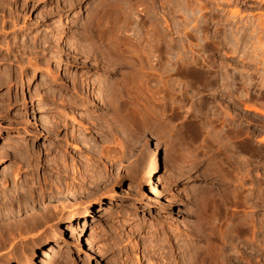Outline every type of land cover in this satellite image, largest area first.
<instances>
[{
  "label": "rangeland",
  "instance_id": "obj_1",
  "mask_svg": "<svg viewBox=\"0 0 264 264\" xmlns=\"http://www.w3.org/2000/svg\"><path fill=\"white\" fill-rule=\"evenodd\" d=\"M108 2L106 13L102 8ZM260 2L15 0L17 21L9 20L8 9L0 11V264H40L49 245L58 249L52 264H161L149 253L151 247L164 236L173 243L192 244L194 233L183 235L182 230L200 217L226 231L234 221L246 223L253 213L263 216L264 205L252 207L249 199L259 188L253 187L254 179L264 173V115L245 106L264 110V67L257 59L263 55L258 45L264 38L254 41L244 58L230 48L204 47L205 38L231 28L210 21V15L225 19L238 10V18L255 17L264 14ZM165 16L173 22L166 35L169 58L153 62L150 71L144 60L140 74L122 59L136 49L146 51L150 33L145 29L152 25L141 26L147 36L121 25L117 37H95L101 45L97 49L83 41L84 49L80 40L88 34L91 19L120 24L150 17L163 24ZM38 34L48 39L45 53L58 39L66 51L63 56L70 54L77 62L54 59L36 70L34 55L31 63L17 62L12 41ZM140 35L142 45L136 46ZM97 38L117 39L110 58L116 55L120 64L107 65L103 47L111 40L106 45ZM190 56L205 71L204 83L193 80V85L173 72ZM129 71L139 77L128 79L134 75ZM65 73L89 83L83 87L90 95H83L87 101L69 104ZM213 77L219 79L217 85L209 83ZM114 78L127 83L122 93L99 91L98 80L109 85ZM221 84L225 89L218 94ZM48 87L52 94H46ZM149 185L156 192L144 196ZM27 214L38 218L22 221L21 215ZM249 242V232L234 231L220 244L223 255H231L236 264H263L264 245L253 250Z\"/></svg>",
  "mask_w": 264,
  "mask_h": 264
},
{
  "label": "bare ground",
  "instance_id": "obj_2",
  "mask_svg": "<svg viewBox=\"0 0 264 264\" xmlns=\"http://www.w3.org/2000/svg\"><path fill=\"white\" fill-rule=\"evenodd\" d=\"M260 1H261L259 3L260 5L264 3V0H260ZM14 2H15V0L14 1H12V0H0V11H5L6 9H8L7 14H8L9 20L11 19V21L13 19H15L16 21H17V18L19 19V17H18L19 15L16 14L17 11H15V9H13ZM103 7L106 8V9L102 8V9L105 10L104 12H106L107 9L109 10L110 9L109 8L110 7V2H108L106 4L104 3ZM39 16H37V17H39ZM129 17L132 18L131 16H129ZM98 18H99V16H98ZM208 18L210 19V21H213L214 23L220 22V23H224L225 25L226 24L227 25H231V28H230V31L228 33H224L223 35L215 34L212 37H208V39L205 38V41H204V47L205 48L212 49V50L220 49V48L228 50V48H230V50H232L233 52H239V54H240V52H242L243 54L241 53V56L244 58V56L246 54H248V48L249 47L254 48L253 47L254 41H258L259 42L260 40L262 41V39L264 38V14H259L258 16H255V17L252 16L250 18L246 17L247 19H244L242 17V15H240V18H238V10H234V11H231L230 16L228 18H225V19L220 18L218 14L217 15H214V14L210 15ZM93 20H95V18H93ZM99 20L100 19H98L97 22H95L96 20L92 21V19H91V23L89 21L90 29L87 27L88 30H89L88 34L85 35V33H86V31H85L84 36H81V37L79 36L80 40L82 41V43H83V41L84 42L88 41L87 43L90 45V49L92 47H95L97 49V47L99 48V46H101L99 44V42L97 44V42L93 41L95 39V37H97V36L102 37V35L105 34L106 36H108V37L111 36V38H113V37H115L116 32H118L121 29L120 28L121 25L122 26L123 25L127 26V29L128 28H132V31L135 34L138 35V34H140V32L143 33L141 31V29H142V27L144 25L148 26V25H146V23H147V24L153 26L152 28L149 26L150 30L149 29H145L144 28L145 26L143 27L146 30L145 34L148 35L150 33L148 38L145 37L146 38V41H145L146 44L144 43L146 46H148L147 47L148 50L146 49L147 52L146 51L144 52V50L141 51V50H137V49L136 50L134 49L135 50V51L133 50L134 52L131 50L133 53H131L129 55L128 54L124 55V53H123V55H124L123 59H122L123 61L122 60L121 61L123 63H125L126 65H128L127 67H130V69H133L134 71L139 72V74H140L142 72V68H143V65H144V64L142 65V63H145V62H143L144 60L146 61V63L149 62V64H148L149 67L148 68H150V69L148 71H150L152 68L155 67L154 64H156V63L158 64L159 63L158 61L160 59H162L164 56L169 58V56H167V54L170 53V48H169L170 45H169V39L166 38V35L171 32L172 27H173L172 26L173 22H171L167 16L163 17V24L161 23L162 25L159 23V21L157 22L156 19L150 18V17H149V19H147V17H146V19H143L146 22H142L143 20L141 21L140 19L133 17V19L131 21L127 20L125 22V20H124V22H121L122 24L121 23L118 24L115 20L112 21L110 19L109 20L106 19L105 21L103 19L102 22H104V23L101 24L99 22ZM118 21H119V19H118ZM4 22L5 23H9L8 20H6ZM143 23H145V24L143 25ZM100 25L102 27L104 25V27H105V29H104L105 31L103 33H102L103 28L100 27ZM203 25L208 26V23L206 24V21H203ZM161 26H162V28H165V29L162 30ZM149 27H146V28H149ZM144 29H143V31H144ZM147 30H148V32H147ZM217 31H214V33H217ZM134 33H133V35H134ZM145 34L143 33V35H145ZM105 35H104V38L106 37ZM143 35H142V37L144 38ZM147 35H145V36H147ZM116 37H117V34H116ZM98 38H97V40H99ZM111 38L109 40L105 39V41H103L102 39H100V40L105 43L107 41H110ZM143 38H141V35L138 36V38H136L137 39L136 46L137 45H140V46L142 45V41H143L142 39ZM15 39H17V38H15ZM15 39H14V41H12L13 44L15 45L14 46L15 50H13L14 48L12 49L13 50L12 51V55L14 56V58H16L17 62H23V61L29 62L30 61V57H33L32 55H34L36 59L38 58V60L37 61L35 60L34 67H32L33 70H36L39 67V65H41L43 62H46V61L48 62V61H51V60H54V59H57L58 61H63V59H64L65 63L77 62V61H74V59L76 57L72 58L70 56V54L68 55L67 53H65L68 56L67 55L63 56L65 48H64L63 45L59 44V40L58 39L53 44L52 48L50 50H48L49 54L45 53V50H46L45 43L48 41V39H47V37L45 35L38 34V35L31 36L29 38H25V39L20 40V41L15 40ZM111 41L109 43L107 42L108 43L107 48L103 47V48L106 49V51L103 50V51H105V53L101 52V49H99L100 51L98 50L99 52H101L100 53L101 55H102V53L106 54L105 56L107 57V65L109 64V66H110V64L117 65V64L121 63V62H119L120 59H119V61H117L118 59H117L116 55L114 57L112 56V58H110L111 55L113 54L112 51L115 49V47L118 46V45L117 46H115V45L119 43V42L118 43L116 42L117 39L115 41H112V42ZM127 41H129V40H127ZM261 41H260V43H261ZM114 42H116V44ZM107 43H105V44L107 45ZM84 44L85 43H83V46H84ZM255 44H256V42H255ZM192 45L193 44L191 42H189L188 43V49L191 50V46ZM258 46H259L260 51L263 54L262 56H259V55L257 56V57H259V58H257L258 59V63H259V65L263 64L262 67H264V41L262 42V44H259ZM84 49H85V46H84ZM86 49H88V48H86ZM116 49H117L116 51H118V48H116ZM144 49H145V47H144ZM88 52H90V51H88ZM114 53H115V51H114ZM121 54H122V52H121ZM121 54L119 52L120 56H121ZM93 55H95V54H93ZM95 56H94V58H95ZM120 56H118V57H120ZM97 58L99 60L101 57L99 58L97 56ZM121 58H122V56H121ZM190 58H191V56H190ZM185 59H183L181 61V65L180 66L178 65L179 68H174L173 67V72H175V74H179V76L185 77V79L187 78V79L191 80L193 85H194V82H196V81H197V83L198 82L204 83L203 81L207 80V75L205 74L204 70H202L200 67H197V63L195 61V58H193V59L191 58L190 60L189 59L185 60ZM155 61H156V63H155ZM95 62H97V61H95ZM153 62H154V64H153ZM160 62H161V60H160ZM30 63H31V61H30ZM100 63H101V61H98L96 64L98 65ZM101 64H105V63H101ZM97 65H96L97 68L101 67V66L99 67ZM94 66H95V64H94ZM164 67H166V66H164ZM28 68H27V71H28ZM171 69H172V66H171L170 70ZM168 71L169 70H167V68H166V71L164 70V73L167 75V74L170 73ZM173 72L171 74H174ZM241 72H243V71H241ZM131 73H133V72H130V74ZM154 73H155V71H154ZM154 73H152V74H154ZM243 74H245V73H243ZM64 75H65L64 78L65 77L67 78V80H65V81L68 82V85L70 86V87H67V86L65 87V89H67L71 93V94H69V99L66 98L67 101H69V104L70 105H75L77 102L83 103L84 101H87L86 100V96L88 94V91H87L88 89L86 90V88L85 89L83 88L86 85L87 82H85L83 80V78H81L82 80H79L76 77V75L73 76L72 74L69 75L67 73H65ZM245 75H247V73ZM250 75H253V74H250ZM128 76H129V78H128ZM128 76H127V78L130 79V80H131V76H133L132 79L137 77L135 74L134 75H129L128 74ZM241 76H242V74H241ZM53 77H55V75ZM240 78L242 79V77H240ZM106 79H102V80L100 79V81L99 80L97 81L98 82V84H97L98 87L100 86L99 87L100 88L99 91L107 92V90H108V92H110L111 89H112L116 94H119V93H122V91H123L122 88H124L127 85V83H126L127 81L124 82L126 84H125V86H123V84H122L123 82L121 80H118L116 82L115 78H114L115 82L112 81L114 83L113 84L109 83V85H108L107 84L108 83L107 82L108 79H107V81H106ZM263 79H264V77H263ZM193 80H195V81L193 82ZM109 81L111 82V80H109ZM166 81H167V79H166ZM168 81L165 82L166 85H167V89L170 87L169 86L170 82H168ZM218 81H219V79L213 77V78H211L209 80V83L211 85H217ZM95 83H96V81H94V84ZM88 84L89 83H87V86H88ZM222 85L223 84L220 85L221 88L219 89L218 94L223 93L222 89H225ZM186 86H188V85H186ZM191 86H192V84H191ZM80 88L81 89L83 88L85 93L84 92L82 93V91H80L81 93H79V89ZM89 92L91 93V91H89ZM52 93H53V89L51 87L50 88L48 87L47 91H46V94H52ZM80 94H81V96H79ZM85 94H86V96H83ZM110 94L112 95L113 92L110 93ZM100 96H102V95L100 94ZM108 96H109V94H108ZM108 96H106V97H108ZM112 96H110V98ZM59 97H61V96H59ZM106 97L104 98V100L107 99ZM116 97H118V96L116 95ZM184 97L186 98L185 94H184ZM114 98H115V96H114ZM116 99L117 98H115V100ZM111 101H112V99H111ZM107 102H109V100ZM116 102H119V99H118V101L116 100ZM117 108H118V106H117ZM245 108L251 109V110H253V111L257 112V113H261V114L264 115V110L259 108V107H257V106H249V105L247 106L246 105ZM72 119H73L74 122L76 121L75 118H72ZM76 122H78V120ZM244 134L247 137L249 136L248 132L244 131ZM246 139H249V138H246ZM261 140H264V137ZM245 143H246V146H247L246 148L247 149L251 148V146L249 145L250 140L248 142L245 141ZM23 149L26 152H32V149L28 148L27 146H23ZM261 154H263V153H261ZM258 156H261V155L258 154ZM262 156H261V158H262ZM256 186L259 187L256 190L257 191L256 194L251 195L252 197H251V199H249V200H251V206L252 207H258V206H263L264 205V173L259 175V178L257 176L254 179L253 187L255 188ZM148 189L149 190H147V192L145 193L144 196H148V195H150V193L156 192V191L152 192V186H150V185H149ZM153 195H155V194H153ZM40 214H41V212L39 213V215L38 214H34L33 217H31L28 214L27 215H21V219H22V221H25V222L29 221L30 219L36 220L35 218H38V217H36V215L40 216ZM254 215L255 214L253 213L251 215V218L249 219V221L247 220L248 222L246 221V223H245V221H241V220L234 221L227 228L226 231L221 230V228H220V226L218 224H215L214 222L209 221L206 217H200V218H198L197 224L196 225L193 224L194 226L192 225L193 228H191L192 226H190V227L187 226L186 228H184L182 230V234L183 235H185V234L191 235L192 233H194V236H195V240L194 241L195 242H193L192 244H189L185 240H184L185 242L182 240V243L180 242L181 244L178 243V242L177 243H175V242L173 243V242H170L171 241L170 237L164 236L163 239L162 238L160 239L162 243L156 244L155 248L151 247V245H150V247L152 249L149 250V253L151 254L152 257L155 256L156 258L161 259V264H236V260L233 259L231 257V255H229L230 257L223 255V244H220V243L221 242L223 243V239L226 236H231L232 232H234V231H237L238 233L249 232V235H250V242L249 243L251 244L252 249L253 250H259V248H261L264 245V213L262 214L263 215L262 217L256 216L257 214L255 216ZM70 229H72V228H70ZM168 235L170 236V234H168ZM200 241H205L206 244L205 245L198 244ZM57 248H59V247H57ZM56 250H58V249H54L53 246L49 245L42 252L40 264H52L53 260L55 261L54 257L56 256L55 255ZM32 264H34V263H32ZM67 264H68V262H67ZM263 264H264V262H263Z\"/></svg>",
  "mask_w": 264,
  "mask_h": 264
}]
</instances>
